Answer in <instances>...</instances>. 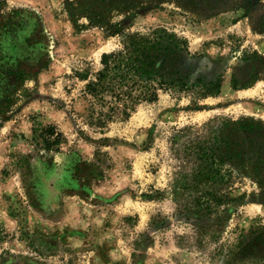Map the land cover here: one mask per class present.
I'll return each mask as SVG.
<instances>
[{"label":"rangeland","instance_id":"obj_1","mask_svg":"<svg viewBox=\"0 0 264 264\" xmlns=\"http://www.w3.org/2000/svg\"><path fill=\"white\" fill-rule=\"evenodd\" d=\"M160 28L224 72L221 94L160 92L101 127L103 54ZM242 118L264 122V0H0V264H264L251 170L210 188L235 212L196 213L215 205L203 150Z\"/></svg>","mask_w":264,"mask_h":264},{"label":"trees","instance_id":"obj_2","mask_svg":"<svg viewBox=\"0 0 264 264\" xmlns=\"http://www.w3.org/2000/svg\"><path fill=\"white\" fill-rule=\"evenodd\" d=\"M124 38L120 49L103 54L102 69L86 85L85 95L100 103H108V97L113 104L107 113L97 112L101 127L115 116L128 120L141 104L157 102L160 92H192L197 99L221 94L224 72L211 78L200 75L206 66L210 71L213 68L202 62L203 56L192 54L187 41L174 33L160 28L149 35L134 34ZM232 87L240 89L235 79ZM214 134L213 145L203 150L201 167L195 175L207 181L195 180L197 194L201 193L197 200L207 195L208 200L215 203L213 208L206 207V212L196 205V213L201 215L216 213L223 205L229 214L236 211L232 206L234 201L226 202L229 197L219 195L222 190L210 188L214 183L224 187L242 172L251 170L264 197V122L253 118L225 121Z\"/></svg>","mask_w":264,"mask_h":264}]
</instances>
